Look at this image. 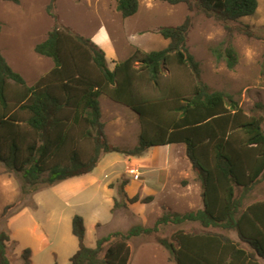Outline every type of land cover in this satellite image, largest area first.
<instances>
[{"label": "trees", "instance_id": "16d2710c", "mask_svg": "<svg viewBox=\"0 0 264 264\" xmlns=\"http://www.w3.org/2000/svg\"><path fill=\"white\" fill-rule=\"evenodd\" d=\"M57 1L50 0L47 6L55 24L46 40L34 49L51 59L54 67L35 85L27 84L0 48V164L6 173L19 176L23 193L29 195L91 174L107 154L141 157L149 148L183 144L201 183L203 203V208L185 213L164 208L153 227L135 225L125 232L111 233L98 238L94 248L85 245V222L76 215L72 233L79 249L70 264H129L131 239L157 233L168 224L184 223L233 230L239 241L219 233L179 231L172 241L159 239L171 262L260 264L259 258L264 260V202L244 208V200L264 181V118L247 116L232 97L211 91L203 83L200 63L186 48L192 18L187 17L177 27L158 29L169 42L166 48L148 53L137 48L111 70L99 46L59 23ZM163 1L196 5L208 18L220 22L229 38L211 51L229 69L237 65L230 23L254 15L258 0ZM116 9L124 19L133 17L139 10V0H116ZM172 59L192 73L195 84L191 95L183 96L171 89L152 96L144 93L142 86H157ZM102 95L139 116L141 133L134 147L110 143L102 121ZM258 107L264 109V105ZM125 185L123 181L120 190L125 203L138 202V196L128 198ZM14 206H7L2 217ZM10 242V233L0 231V264H12L8 256ZM22 259L24 264L31 263L30 249L24 250Z\"/></svg>", "mask_w": 264, "mask_h": 264}, {"label": "rangeland", "instance_id": "374dc122", "mask_svg": "<svg viewBox=\"0 0 264 264\" xmlns=\"http://www.w3.org/2000/svg\"><path fill=\"white\" fill-rule=\"evenodd\" d=\"M95 1L58 0L56 12L59 23L75 29L79 27L85 35L105 23L108 29L113 31L116 44L128 55L138 48L132 44L140 45L142 51L147 53L166 48L169 42L158 33V28L177 27L184 23L187 17H191L192 27L186 48L200 63L203 83L211 91L232 97L247 116L264 118V109L258 107L264 105V0H260L262 7L256 14L230 23L231 42L238 54V62L233 69H229L225 61L218 62L211 51L227 41L229 32L216 19L203 14L196 5H170L160 0L150 5L147 0H141L137 14L124 19L116 9V0ZM49 2L50 0H20L19 4H14L0 1V48L10 66L25 78L28 85H32L35 78L44 75L53 63L34 50L37 44L46 40L55 24L47 12ZM72 2L75 4L67 5ZM139 19L140 24L136 25L134 22ZM136 31H142L143 34ZM194 84L192 73L172 59L167 68L163 69L159 84L155 86L145 83L142 91L152 96L158 95L162 90L171 89L183 96H189ZM100 102L103 110L102 121L108 126L109 135L121 134L123 139L120 142L127 145L119 147H134L136 138L132 132V123L136 122L141 127L139 116L123 105L112 104L106 95H102ZM124 157L122 154L111 153L104 158L94 172L100 175V183H90V178L73 186L63 185L56 190L46 188L29 195L22 191L21 178L6 173L0 164V231L10 233L8 256L11 263L24 264L22 254L28 249L25 245L29 243L39 249L31 256V264H70L71 257L79 249L78 239L72 233V220L76 215L84 219L85 245L89 248L96 246L98 238L118 231L125 232L135 225L153 227L156 217L162 215L161 212L166 208L164 205L160 206V202H156L147 207L141 206L145 207L143 213L138 211L137 214L130 211L129 203H125L120 194L121 184L125 180L114 185L117 186V194L116 190L110 192L105 186L106 182L115 181L117 173L125 170ZM115 158L116 165L108 168L109 159L113 161ZM132 170L128 174L132 175ZM187 182L190 180H180L182 185ZM79 185L86 188L78 190ZM260 187V195L254 193L255 195L246 200L245 206L264 199V184ZM113 199L118 203L116 207ZM170 201L167 204L175 209H171L173 212H189H182L189 207L178 209ZM14 204L6 216L2 217L5 208ZM201 208L202 202L197 209ZM30 231L35 232L36 239L31 238ZM179 231L194 234L213 232L237 239L233 230L205 229L200 223L168 224L162 226L157 233L129 241V264H176L170 261V255L159 244V239L172 241L174 234ZM45 240L50 245L41 249Z\"/></svg>", "mask_w": 264, "mask_h": 264}, {"label": "crops", "instance_id": "0c3cea01", "mask_svg": "<svg viewBox=\"0 0 264 264\" xmlns=\"http://www.w3.org/2000/svg\"><path fill=\"white\" fill-rule=\"evenodd\" d=\"M81 1L84 2V0H81ZM160 1H163V0H160ZM140 2H141V0H139V6H140ZM147 2L150 5H152V3L154 5L156 0H147ZM258 3H259V5H258V9H257L256 13L258 12V10H260V7H262V6H260V0H258ZM71 4L74 5L75 3L72 2V3H69L67 5H71ZM57 6H58V2H57ZM140 21L141 20L139 19V20H136L134 23H136V25H138V24H140ZM64 27L70 28L74 33L90 39L97 46H99L105 52L107 62H108V66L111 70L114 69L116 64L125 61L127 58H129L133 54V51H131V53H128V55L124 54V50H122V48L116 44L115 35H114L113 31L108 29V27H107V25H105V23H102L97 29H95L94 31H92L88 35H85V33H83V31H81L82 29L79 30V27H76L78 29H75V28H73L71 26H67V25H65ZM136 32L138 34H143L142 31H136ZM141 42L142 41L140 40V43ZM132 45L134 47H138L139 49H141V46L138 44H132ZM47 59H49V58H47ZM49 60H51V59H49ZM53 67H54V63H51V67H49L50 69L46 73H48ZM46 73H44V75ZM44 75H42V76H44ZM41 77L35 78L32 81L33 82L32 85H29V86L35 85L36 82ZM100 98H102V96ZM99 101H100V99H99ZM110 101L112 104L118 105V103L114 102L113 100L110 99ZM100 106H101V102H100ZM101 111H102V119H103L102 106H101ZM138 119H139V117H138ZM132 126L134 127V130L132 132L135 134V138H136V141L133 144L137 145L139 135L141 133V127L136 122L132 123ZM107 130H109V128L105 124V132H106V135H107L111 144H113L115 146L127 145L126 143L120 142V140L123 139L121 134H119V135L114 134L113 136H111V135H109V131H107ZM121 131H123V130H121ZM111 137H112V139H111ZM112 140H116V141L113 142ZM172 149H174L173 152H171ZM107 155H104L102 157L98 166L96 167V169L91 174L64 181V182L52 187L51 189L56 190V188H58L60 186L62 187L63 185L64 186L65 185L73 186V185L78 184L81 181H84L85 179H90V178H91L90 183L91 182L96 183V184L100 183L99 182L100 181V179H99L100 175L94 174V172L100 167L101 162L104 160V158ZM116 159L117 158L113 159V161H112V159H109L110 161L108 163V168H111L114 165H116ZM123 161H124L123 163L126 166L125 170L122 173H120V172L117 173V175L114 179L115 181H112V180L108 181L105 183V186L109 188L108 190L110 192L116 190V194H117V186H114V185L118 184V182L121 180H125L126 185H125L124 190H125L128 198H133L135 196L139 197L138 202H136L134 204H129L130 211H133L134 213H137V214H139L138 211H141L143 213V210L145 207H141V206L147 207V206H150L156 202L157 203L160 202V206L164 205L166 207V209H170V210L172 209L173 211H175V209L173 207H171V206H169V204H167V202H169L170 200H171L170 203L178 209H180L182 207L184 208L185 206L189 207V209H183L182 212H185L186 210L191 211V210H195V209L199 208L200 202H202V187H201L200 181L198 180L197 174L195 172L194 173L192 172L193 170H192L191 164L185 156V146L183 144H173V145L158 146V147L149 148L144 152V154L141 157H130V158L124 157ZM131 169L135 170L136 173L139 174L138 179H135V178H133L132 175L128 174V172ZM193 174H195V176H193ZM180 180L181 181L182 180H187V181L190 180V182H187L186 185H182L180 183ZM262 184H264V181H262L256 187V189L253 190L250 193V195L247 196V198L244 200V208H246L249 205H252L254 203L264 202V199H261V200L254 201L253 203L245 206V202H246V200H248V198L250 196H253L256 193L258 195H260V191L262 189H261V187L259 188V186ZM69 186H67V188L70 189ZM85 188L86 187H82L79 185L78 190L82 191ZM149 197L152 198L151 201H149V203H142V201L144 199L149 198ZM113 208H114V205H113ZM140 216H142V214ZM160 216H161V214L159 216H157L155 220H157ZM97 226H98V224H97ZM30 236L32 239L37 238L35 232H33V231H30ZM85 239H86V237H85ZM233 240L239 241L238 237H237V239H233ZM49 245H50L49 242L47 240H45V242L42 244L41 249L42 248L45 249ZM25 246H27L28 249L31 250V256H34L35 251L39 250V249H36L34 246H32L29 243ZM242 247L244 249H246L247 251H250V252L252 251L251 248L248 247L247 245L242 244ZM31 263H33V261ZM259 263L264 264V260L259 258Z\"/></svg>", "mask_w": 264, "mask_h": 264}, {"label": "built area", "instance_id": "2783aa9c", "mask_svg": "<svg viewBox=\"0 0 264 264\" xmlns=\"http://www.w3.org/2000/svg\"><path fill=\"white\" fill-rule=\"evenodd\" d=\"M131 174L134 175L135 179L139 178V174H136L135 170H132Z\"/></svg>", "mask_w": 264, "mask_h": 264}]
</instances>
